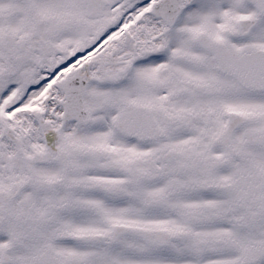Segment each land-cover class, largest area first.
Returning <instances> with one entry per match:
<instances>
[{"label":"snow or ice","instance_id":"6c2138e0","mask_svg":"<svg viewBox=\"0 0 264 264\" xmlns=\"http://www.w3.org/2000/svg\"><path fill=\"white\" fill-rule=\"evenodd\" d=\"M0 264H264V0H0Z\"/></svg>","mask_w":264,"mask_h":264}]
</instances>
